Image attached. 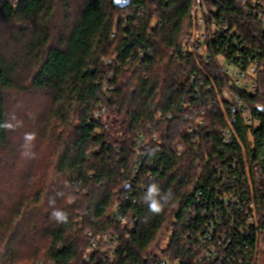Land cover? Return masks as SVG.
Returning <instances> with one entry per match:
<instances>
[{"label": "trees", "instance_id": "1", "mask_svg": "<svg viewBox=\"0 0 264 264\" xmlns=\"http://www.w3.org/2000/svg\"><path fill=\"white\" fill-rule=\"evenodd\" d=\"M206 1L264 60V30L237 0ZM17 6L0 0V264H89L87 232L117 235L113 264H149L183 229L198 160L210 158V176L229 156L217 137L229 126L223 113L208 120L215 141L196 146L184 137L199 71L193 56L178 53L191 0H20ZM260 81L258 94L247 99L253 110L264 105V73ZM14 98L27 99L29 109L13 133ZM258 115L254 152L264 158V115ZM230 117L243 133L239 118ZM149 127L159 137L144 146L154 169L143 167L134 179L135 142L149 136ZM26 134L31 148L22 145ZM54 140L49 153H39ZM180 142L186 150L178 157ZM153 198L163 205L159 213L149 210ZM119 204L129 212L126 224L112 214Z\"/></svg>", "mask_w": 264, "mask_h": 264}, {"label": "built area", "instance_id": "2", "mask_svg": "<svg viewBox=\"0 0 264 264\" xmlns=\"http://www.w3.org/2000/svg\"><path fill=\"white\" fill-rule=\"evenodd\" d=\"M5 1L17 8L20 0ZM237 2L255 25L264 30V0ZM189 13L190 22L178 53L193 56L199 71L194 75L196 85L184 137L196 146L215 141V135H209L208 120L212 114L223 113L229 126L223 127L217 137L228 149L229 156L213 167L210 176L206 174L210 158L198 160L200 174L183 208V229L174 242L149 259V264H261L264 254V158L255 155L253 131L261 125L258 114L264 115V105H256L253 110L247 99L260 90L264 60L238 28H231L214 16L206 0H191ZM113 76L109 71L103 83L106 95L112 89L109 81ZM230 112L233 120L239 118L243 133L234 130ZM160 117L164 120L163 115ZM152 131L149 127V136L140 134L135 142L134 179L143 167L154 169L144 153L146 144L159 141L158 134ZM185 150V142H180L175 155L180 157ZM122 208L121 204L116 205L112 214L121 224H126L129 212H123ZM129 227L136 230L133 223ZM87 235L91 238V246L86 261L113 264L119 248L117 235L92 232Z\"/></svg>", "mask_w": 264, "mask_h": 264}, {"label": "rangeland", "instance_id": "3", "mask_svg": "<svg viewBox=\"0 0 264 264\" xmlns=\"http://www.w3.org/2000/svg\"><path fill=\"white\" fill-rule=\"evenodd\" d=\"M15 100H16V102H15ZM25 99H16V98H14L12 101H14L15 103L13 104V102H12V107H11V112H10V123H11V125H12V132L14 133L15 132V129H21V127L23 126L21 123L23 122V119H22V117L23 116H26V113H25V111L27 110L28 111V107H27V105H26V102L28 101L27 99L24 101ZM27 117H28V115H27ZM28 121V120H27ZM28 124L26 123V126H27ZM26 126H24L25 128H26ZM23 127V128H24ZM20 133V132H19ZM17 135V134H16ZM19 137H23V136H21V133H20V135H18ZM26 140H25V144H24V142L22 143V145H23V147L25 146V148H31V146H33V144L31 143V141H30V139H28V136H27V134H26ZM25 139V138H24ZM13 140V139H12ZM13 142L16 144V142H15V139L13 140ZM28 143L29 144H31V145H28ZM45 145H46V143H45ZM42 146V145H41ZM56 146V140H54V143L52 144V147H50L49 145H47V147H43L42 149H41V151H40V148H39V153L41 154V152H46V153H49V150L51 151L52 150V148L53 147H55ZM14 148H18L17 146L16 147H14ZM38 151V150H37ZM38 153V154H39ZM45 153V154H46ZM36 154H37V152H36ZM41 156V155H40ZM41 159H44V157H43V153H42V156L41 157H38L37 158V160H39L40 162H41ZM45 161H46V157H45V159H44ZM261 264H264V254H263V258H262V262H261Z\"/></svg>", "mask_w": 264, "mask_h": 264}, {"label": "clouds", "instance_id": "4", "mask_svg": "<svg viewBox=\"0 0 264 264\" xmlns=\"http://www.w3.org/2000/svg\"><path fill=\"white\" fill-rule=\"evenodd\" d=\"M28 139H32V137H28ZM151 192H156L157 188L155 185L151 186L150 188ZM163 209V205L155 198L151 199L150 203H149V210L151 212L154 213H159L161 212ZM55 215L59 218V219H64V217L60 214V213H55Z\"/></svg>", "mask_w": 264, "mask_h": 264}, {"label": "water", "instance_id": "5", "mask_svg": "<svg viewBox=\"0 0 264 264\" xmlns=\"http://www.w3.org/2000/svg\"><path fill=\"white\" fill-rule=\"evenodd\" d=\"M257 110H259V111H262V109H261V108H257Z\"/></svg>", "mask_w": 264, "mask_h": 264}]
</instances>
